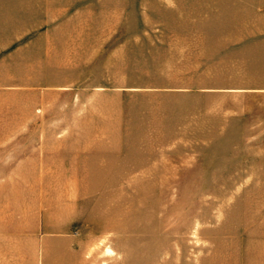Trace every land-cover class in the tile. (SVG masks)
Segmentation results:
<instances>
[{"label":"rangeland","instance_id":"obj_1","mask_svg":"<svg viewBox=\"0 0 264 264\" xmlns=\"http://www.w3.org/2000/svg\"><path fill=\"white\" fill-rule=\"evenodd\" d=\"M0 264H264V0H0Z\"/></svg>","mask_w":264,"mask_h":264}]
</instances>
